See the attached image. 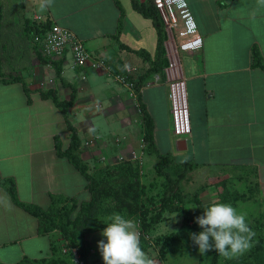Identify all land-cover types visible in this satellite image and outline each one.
<instances>
[{
	"label": "crops",
	"instance_id": "0c3cea01",
	"mask_svg": "<svg viewBox=\"0 0 264 264\" xmlns=\"http://www.w3.org/2000/svg\"><path fill=\"white\" fill-rule=\"evenodd\" d=\"M184 1L197 31L180 50L191 132L178 138L172 132L163 71L150 72L132 96L102 70L77 66L68 54L60 72L69 82L65 85L54 64L39 61L34 42L25 33L26 19L57 23L81 38L92 56L106 59L115 69L127 62L142 76L150 63L136 50H146L153 58L157 33L152 19L136 10L131 0H12L26 7L23 31L31 45L22 43L28 57L16 55L21 44L4 40L1 17L0 71L21 80L4 81L0 76V176L14 179L19 200L47 208L53 197L58 206L70 197L90 198L85 176L56 152L55 136L63 149L70 140L63 115L50 98L40 95L41 90L55 88L60 99H68L71 85L76 99L68 118L80 138L79 154L89 174L112 165L119 154L139 163L146 159L157 163L155 153L146 152L144 144L140 147L141 103L152 119L153 141L160 153L170 154L176 162H190L192 174L202 170L212 178L227 169H247L264 191V68L253 66L251 56L256 47L264 63V0ZM38 16L40 20L35 19ZM8 45L15 48L11 60L2 54ZM88 107L94 110L88 112ZM232 185L237 187V181ZM82 192H87V199L79 197ZM206 197L213 201V196ZM37 224V218L16 205L0 185V263L52 256V241L59 231L40 234ZM96 233L101 230L86 237L85 259L89 264H104L100 239L93 238ZM145 251L153 264H165L152 250Z\"/></svg>",
	"mask_w": 264,
	"mask_h": 264
},
{
	"label": "trees",
	"instance_id": "16d2710c",
	"mask_svg": "<svg viewBox=\"0 0 264 264\" xmlns=\"http://www.w3.org/2000/svg\"><path fill=\"white\" fill-rule=\"evenodd\" d=\"M133 7L140 11L143 15L148 16L152 19L153 24L156 28L157 38L154 57L151 58L146 50L140 49L136 52L140 53L145 59L149 60L150 66L138 79V84L142 83L144 79L150 72L163 71V67L166 64V57L164 55L163 40L165 38V31L163 27L162 20L152 4L151 0H148L146 4L138 2L137 0H131ZM2 7L0 3V20ZM51 22L48 20L32 22L29 19L25 20V28L28 29L25 32L29 34V38L34 42L35 51L39 61L41 63H52L55 65L56 76L60 78L63 84L69 85V82L64 80L61 75V63L63 58L51 59L45 55H42L38 51V41H34L35 37H40L41 34L49 28ZM252 64L253 66H259L264 68V63L262 57L256 47L252 49ZM0 76L3 77L4 81L9 80H21L18 75H8L7 77L0 71ZM5 77V78H4ZM24 85V83H23ZM72 92L68 99H60L57 95V90L55 88H48L40 91L42 98H50L55 106L59 108L63 118L65 120L66 126L70 132L69 144L66 148H62L61 142L58 136H55V148L59 156L65 157L71 164L81 172L86 180V188L90 193V198L88 200L78 201L76 197L68 198L66 204L58 206L57 200L53 197L50 205L47 208H42L37 204L21 201L18 199L14 179L12 177H1L0 185L5 187L8 191L11 200L23 208L30 214L37 218V229L40 234H46L53 229H58L59 233L64 237L63 239L58 238L52 241L51 249L52 256L49 258H42L37 260H32L27 257H23L21 260L15 264H74L73 253L71 248L75 247L79 253L83 264H89L86 262V233L91 230L104 228L106 225L104 223H98L97 227L92 228V223L95 219H90L92 214H97V210L101 206V199L104 196L110 195V177L116 173L115 165H105L95 168L92 173H88V165L82 160L79 154L80 138L77 134L76 128L71 124L68 118V109L71 107L76 99V89L71 85ZM24 89L28 92L27 87L24 85ZM29 101V98H28ZM142 120H143V141L145 146V151L148 153H155L158 157L157 163L154 165V169L157 175L164 178V192L161 197H159V202H155L152 197H148L144 204L140 205V211L137 213L138 217V231L142 234L141 239L145 241V236L149 234L150 230L156 226L160 221L166 217V212H170L173 208L171 206L172 201L179 197L180 188L179 184L185 174L191 170L192 164L188 161L176 162L174 157L170 154L160 153L153 141L152 130L153 122L143 104H139ZM180 193V194H179ZM183 197V194H182ZM59 218L63 219V222L59 221ZM91 223V228L86 227V225ZM107 223V222H106ZM250 224V227L255 232V236L252 238V247L246 251L243 255L236 256L233 258H225L218 254L215 249H209L206 253L201 256L198 252L197 264H232L234 262H248L256 254L264 249V234L262 228L264 227V218L255 217ZM164 240L160 242L159 257H164V249L170 245V241H173V234L163 235ZM156 242L160 240V236H157ZM60 240V241H59ZM59 241V242H58ZM145 246V245H144ZM143 248V245H141ZM63 248H66L63 251ZM3 264V263H0ZM103 264V263H98Z\"/></svg>",
	"mask_w": 264,
	"mask_h": 264
},
{
	"label": "rangeland",
	"instance_id": "374dc122",
	"mask_svg": "<svg viewBox=\"0 0 264 264\" xmlns=\"http://www.w3.org/2000/svg\"><path fill=\"white\" fill-rule=\"evenodd\" d=\"M2 4L4 6L3 19L1 21L2 36L6 42L7 40L20 42V49L16 51V55L21 53L22 56H27L28 52L22 46V43L23 45L28 43L27 46L31 45V41L24 35L23 31V20L25 16H28L26 7L12 2V0H2ZM10 48L11 46L8 45L2 53L4 57L7 55L9 60L12 59V54L15 52V48ZM3 66L7 67L5 63ZM86 110L90 112L94 108L88 107ZM82 117H84L83 114ZM113 162L114 160H111L112 166L115 165L116 167V173L110 177V195L102 197L101 206L97 210V214L90 216V219L92 217V219L96 220L92 223V228L97 227L98 223L108 222L107 218L114 212L132 218L136 222V225H138L137 213L140 211V205L144 204L148 197H152V200L154 199L158 203L159 197H161L165 190L164 178L156 174L153 160L146 159L142 160V163H139L119 158L116 163ZM193 171L187 172L180 181L179 188L181 194L179 193V197L172 201L171 206L173 208L170 212L167 211L166 217L156 224L149 234L144 235V240H147L146 243L141 239L142 234L139 232L141 234L140 244L143 245V249L152 250L155 256L165 264H197L198 246L192 241L190 233L201 230L195 221V217L201 215L203 207L210 203H231L238 211L246 215L249 223L255 217L264 218V191L261 192L259 190L252 176L253 174L248 172L247 169H227L222 175H217L213 178L209 177L202 170H200L201 172L192 174ZM236 181L237 187L232 185ZM240 182L241 184H239ZM238 186H242V188ZM210 188L211 193L209 192ZM207 195L213 196V201H208ZM79 197L87 199V192H82ZM175 213V218L171 219ZM59 221L63 222V219L59 218ZM86 227L91 228V223L86 225ZM102 229L91 230L86 233V237L91 232ZM262 232L264 234V227L262 228ZM170 233L173 234V241H170V245L164 249V257H159L158 252L161 250L159 244L164 240L163 235ZM60 236L62 239L64 238L58 233V238ZM157 236H160L158 243L155 239ZM93 238L97 241L102 239V235L101 233H96L93 235ZM87 252L88 245L86 247V254ZM232 264H264V249L248 262H234Z\"/></svg>",
	"mask_w": 264,
	"mask_h": 264
},
{
	"label": "built area",
	"instance_id": "2783aa9c",
	"mask_svg": "<svg viewBox=\"0 0 264 264\" xmlns=\"http://www.w3.org/2000/svg\"><path fill=\"white\" fill-rule=\"evenodd\" d=\"M151 2L162 20L165 31L163 48L166 64L163 67V75L168 86L172 132L178 138H185L191 132V123L180 50L185 39L194 36L197 29L184 0H151ZM35 19L40 20L39 16ZM34 41H38V51L42 55L56 60L69 54L74 64L80 67L88 65L92 69L102 70L132 96H135L141 88L138 85L139 70L127 62L115 69V65L106 59L92 56L81 38L72 30L57 23L52 22L40 37L34 38ZM158 78L155 75L154 81L157 82ZM116 140L118 142L119 139L116 138ZM143 144L144 141L141 140L140 147H143ZM139 155L134 158H140ZM119 158L128 160L129 155L119 154L113 163H116ZM101 159L106 161L104 156ZM65 250L66 248H63V251ZM71 251L74 264H83L76 248H71Z\"/></svg>",
	"mask_w": 264,
	"mask_h": 264
},
{
	"label": "clouds",
	"instance_id": "9594fccd",
	"mask_svg": "<svg viewBox=\"0 0 264 264\" xmlns=\"http://www.w3.org/2000/svg\"><path fill=\"white\" fill-rule=\"evenodd\" d=\"M175 216L176 213L171 219ZM107 220L106 227L101 230L106 239L97 241L104 264H153L152 258L141 247L140 234L132 218L114 212ZM195 221L201 230L190 233V237L201 256L207 250L215 249L219 255L233 258L252 247L255 232L246 215L231 203H210L203 207V213L196 216Z\"/></svg>",
	"mask_w": 264,
	"mask_h": 264
}]
</instances>
